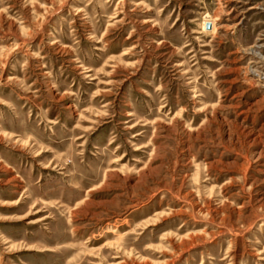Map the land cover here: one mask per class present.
Segmentation results:
<instances>
[{
	"label": "rangeland",
	"instance_id": "rangeland-1",
	"mask_svg": "<svg viewBox=\"0 0 264 264\" xmlns=\"http://www.w3.org/2000/svg\"><path fill=\"white\" fill-rule=\"evenodd\" d=\"M0 264H264V0H0Z\"/></svg>",
	"mask_w": 264,
	"mask_h": 264
}]
</instances>
